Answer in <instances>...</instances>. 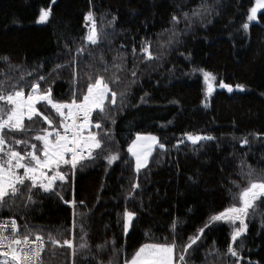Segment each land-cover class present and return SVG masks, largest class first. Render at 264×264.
<instances>
[{
  "label": "trees",
  "instance_id": "trees-1",
  "mask_svg": "<svg viewBox=\"0 0 264 264\" xmlns=\"http://www.w3.org/2000/svg\"><path fill=\"white\" fill-rule=\"evenodd\" d=\"M254 4L255 0H0V57L9 58L0 60V79L7 77L14 83L24 75L22 86L29 91L28 85L43 76L41 92L50 87L55 100L69 101L73 89L78 95L86 91L88 76L99 74L110 81L115 72L120 84L110 83L112 90L118 97L121 91L126 93L122 107L118 98L117 105L108 108L115 123L98 112L92 114L94 122L99 120L105 131L110 130L114 142L106 140L103 151L95 150V159L84 167L78 165L74 175L62 165L60 170L68 179L57 181L54 192L34 189L35 203L25 207L17 199L11 211L0 209V220L14 216L21 233L27 223L46 241L49 233L63 240L69 238L75 211V243H80L83 224L90 246V251L75 257L76 264H95L96 259L108 264L110 258L113 264H121L146 243L175 239L178 254L179 246L204 228L210 217L238 203L229 190H239L233 181L246 186L239 174L241 160L256 170L253 179H264L259 175L264 172V9L258 22L249 23ZM201 5L210 6V12L186 23L183 13L191 15ZM49 7V20L39 23V10ZM90 10L97 45L85 40ZM173 15L180 18L175 25ZM113 16L116 20L109 24ZM244 23L249 24L247 30ZM172 31L178 35L172 37ZM146 40L159 59H145L141 44ZM77 47L84 48L82 55L76 54ZM73 56L75 77L71 67L53 71ZM101 56L108 72L103 71ZM114 58L121 71L113 67ZM133 70L135 77L130 74ZM204 72L213 73L218 85L220 81L232 85L233 91L218 87L206 102ZM237 84L244 88L237 89ZM38 108L59 125L60 118L50 106L41 102ZM24 123L33 131L6 132V136L39 147L31 138L47 125L36 118ZM139 133L155 134L165 148H157L149 165L137 173L127 147ZM188 133L214 139L194 145L187 140ZM245 137L249 143L242 145ZM16 148L23 151L22 145ZM109 152L119 153L110 165L104 159ZM133 182L140 185L134 199L128 197ZM67 199L76 201L75 208L64 204ZM257 203L255 214L245 218L247 231L235 243L232 227L225 221L204 228L186 256L187 264H235L237 258L227 253L230 243L240 252V264H264V203ZM126 209L137 214L127 233L123 229ZM173 220L178 221L175 231ZM106 241V252L101 254L96 246ZM113 248L119 250L116 257ZM69 254L66 247L46 242L42 261L71 264Z\"/></svg>",
  "mask_w": 264,
  "mask_h": 264
},
{
  "label": "snow or ice",
  "instance_id": "snow-or-ice-1",
  "mask_svg": "<svg viewBox=\"0 0 264 264\" xmlns=\"http://www.w3.org/2000/svg\"><path fill=\"white\" fill-rule=\"evenodd\" d=\"M261 9H264V0H255V5L250 9L247 20H256L257 12ZM208 12H210V6L201 5L197 10H193L191 15L187 12L183 13V17L187 23L192 17L200 16L203 18L204 13ZM50 16L51 8H42L39 10L38 22H46ZM179 19L176 15L171 17L174 25L179 23ZM85 20L92 22L85 40L90 42L91 45H97L98 34L94 14L91 10L86 15ZM115 20L116 17L113 16L109 24ZM242 27L247 30L249 24L244 23ZM177 35L178 33L175 31L171 32L172 37ZM168 42L170 43L171 39ZM149 48L150 41L142 42L141 52L146 54L145 59L148 61L159 59V56H154ZM75 51L77 55H82L85 50L83 47H77ZM8 59L7 56L0 57V60L3 61H8ZM115 59L113 67L117 71H121V65L115 63ZM101 63L104 65L103 71L108 72V64L102 56ZM75 64L76 57L73 56L71 61H67L63 65H56L53 71L59 72L65 67H71L75 77L77 74ZM130 74L132 77L136 76L134 70ZM45 79L43 76H38L36 82L28 85L30 90L27 95L22 86L25 82L24 75H21L14 83H10L7 77L0 79V209L11 211L17 199H22L25 207L29 203H35L32 195L34 189L37 191L42 190L44 193L54 192V185L57 181L64 182L68 179L66 174L60 170L62 165L68 166L74 175L78 165L84 167L95 159V150L103 151L106 140L114 142L110 130L105 131L99 120L94 122L92 114L98 112L106 121L115 123L108 115V108L117 105L118 98L120 100L119 106L122 107L126 94L125 91H121L118 97V93L113 91L110 86V83L120 84L119 75L114 72L110 81L99 74L95 75L94 78L88 76L89 82L86 85V91H81L78 95L77 90L73 89L72 98L69 101L55 100L52 97L50 87L41 92L39 82H43ZM204 80L207 84V93L211 94L217 77L211 72H204ZM219 86L226 88L229 92L233 91V86L223 81H220ZM235 87L242 90L244 85L237 84ZM106 101L108 102L107 105ZM41 102L50 106V109L58 115L60 118L59 125H54L53 120L39 110L37 104ZM34 118L47 125V127L37 130V134L31 138L39 142V147L37 143H30L29 140H18L6 136V132L26 133L33 131L26 128L24 121L27 119L32 122ZM186 137L194 145L203 140L214 139L212 136L193 135L191 133L186 134ZM182 142L178 141V144ZM240 143L246 145L249 141L245 137L241 139ZM18 145L23 146V151L17 150L16 146ZM157 145L160 149L165 148V145L159 143L156 136L150 134H137L136 139L129 145L128 152L135 157V170L137 173L141 168L147 166L148 158L152 154L154 146ZM104 159L110 165L119 159V153L109 152L108 155L104 156ZM20 170H23L22 173ZM49 172H51V175H49ZM239 174L245 178L246 186L241 188L233 181V185L239 190L236 193H231V190H229L232 199L238 203H234L223 212L210 217L209 222L204 225V228H207L213 221H228L232 224L238 221L240 226L234 228L231 235L233 243L247 231L245 218L255 214L258 207L257 202L264 203V179L252 178L256 175V170L247 164L246 160H241ZM259 175L264 176V172ZM131 188L132 191L128 193V197L134 199L133 193L140 188V185L138 182H133ZM56 194L59 195V193ZM60 198L63 199V197ZM64 203L73 205V208L76 205L74 199L64 201ZM80 205L83 206L84 202L80 201ZM76 215L74 211L72 226L67 230L69 238L63 240L57 239L49 233L46 241L41 233L33 231L27 223L23 225V233H21V226L17 224L14 216L7 221H0V264H43L41 254L45 251L46 242H50L53 246L69 249L71 264H76L75 257L78 254L90 251L83 224L80 225V243H75ZM136 215L133 211L125 210L123 214L125 233H127ZM177 223V220H173L171 224L173 231H175ZM204 228L198 229L196 235L189 237L185 244L180 245L181 251L178 254L176 252L178 245L175 239L170 243L143 244L130 259L123 258L121 264H187L186 256L189 254V250L201 239ZM60 235H63V233H60ZM108 243L106 241L105 244L96 246L101 254L106 252ZM112 243L114 244V242ZM239 247L242 248L243 244L241 243ZM216 251L219 255V251ZM227 253L237 258L235 264H240L242 257L238 249L232 246V243L228 245ZM118 255L119 250L113 248V257ZM95 264H104V261L96 259ZM108 264H113L111 258Z\"/></svg>",
  "mask_w": 264,
  "mask_h": 264
},
{
  "label": "rangeland",
  "instance_id": "rangeland-1",
  "mask_svg": "<svg viewBox=\"0 0 264 264\" xmlns=\"http://www.w3.org/2000/svg\"><path fill=\"white\" fill-rule=\"evenodd\" d=\"M255 5V4H254ZM263 9H261V10H259L258 12H257V19L256 20H254V21H249V23H252V22H258V20H259V13L262 11ZM39 23H41V24H44V22H39ZM91 23L92 22H90V25H91ZM91 27V26H90ZM203 78H204V73H203ZM218 87H220L218 84H217V82L215 81L214 82V90L212 91V93L211 94H208L207 93V84H206V82H205V80H204V88H205V101L206 102H210L211 101V99L213 98V96H214V94H215V92L217 91V88ZM41 90V89H40ZM27 93H28V91H25V94L27 95ZM37 107H38V104H37ZM140 135H153V136H156L155 134H151V133H139ZM136 137H137V135L135 136V138L133 139V141L136 139ZM157 138H158V136H156ZM133 141H131V143L130 144H132V142ZM158 141H159V143H160V140H159V138H158ZM129 144V145H130ZM129 145H128V147H129ZM128 147H127V150H128ZM157 148H159L158 147V145L157 146H154V148H153V151H152V154H153V152L157 149ZM130 153V152H129ZM152 154L149 156V158H148V164H147V166L149 165V163H150V160H151V156H152ZM130 155L132 156V158L134 159V163H135V157L130 153ZM146 166V167H147ZM143 168H141L140 169V171L142 170ZM21 171V173H22V171L23 170H20ZM136 171V170H135ZM139 171V172H140ZM49 175H51V172H49ZM226 223H228L231 227H232V232H233V230H234V228H238L239 226H240V224H239V222L237 221L235 224H232V223H230V222H228V221H225ZM245 223H246V219H245ZM131 224H132V222H131ZM131 224H130V227H129V229H128V231L130 230V228H131ZM127 231V232H128ZM146 244H155V243H146Z\"/></svg>",
  "mask_w": 264,
  "mask_h": 264
},
{
  "label": "built area",
  "instance_id": "built-area-1",
  "mask_svg": "<svg viewBox=\"0 0 264 264\" xmlns=\"http://www.w3.org/2000/svg\"><path fill=\"white\" fill-rule=\"evenodd\" d=\"M71 200H73V199H67V200H65V201H71ZM65 205H67V206H71V207H73V205H71V204H66V203H64ZM9 218H5V219H1L0 221H7ZM7 234V233H6ZM46 240V239H45ZM42 255H43V252H42V254H41V257H42Z\"/></svg>",
  "mask_w": 264,
  "mask_h": 264
}]
</instances>
